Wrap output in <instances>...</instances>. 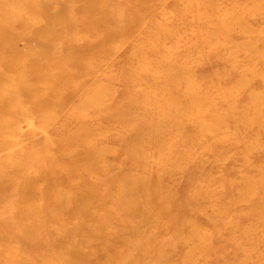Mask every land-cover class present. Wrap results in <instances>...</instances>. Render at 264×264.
<instances>
[{
    "label": "rangeland",
    "instance_id": "rangeland-1",
    "mask_svg": "<svg viewBox=\"0 0 264 264\" xmlns=\"http://www.w3.org/2000/svg\"><path fill=\"white\" fill-rule=\"evenodd\" d=\"M122 1L106 4L118 21L121 10L129 9ZM67 2L54 0L48 6L52 22L62 19L57 10L72 5ZM151 4V10L139 9L126 29L122 25L121 37L116 33V38L112 37L103 48L106 55L103 64L98 63L100 59L96 56L89 57L86 66L68 69L74 76L89 70L92 77L89 84L68 78L57 86L50 85L52 91L56 89V100L82 86V92L93 87L99 102L94 103L95 98L91 102L94 106L76 112L77 118L69 120L70 124L53 137V142L45 136L47 144L52 147L63 143L66 136L77 134L87 123L92 131L83 135L84 140L104 160L103 169L108 166L132 171L165 189L166 195H173L175 205L166 214V225L160 235L164 242L162 252L168 257L166 263L156 264H175L167 260L172 252L177 264H264V0H151ZM15 47L24 53L45 52L40 39L29 43L18 39ZM91 61L100 68L92 70ZM184 69H189L186 74ZM15 81L13 78L7 85ZM86 98L85 92L71 98L61 114L46 112L51 116L47 120L63 121ZM154 103L157 104L153 106ZM23 117L17 122L21 131L30 122L27 116ZM42 144L41 140L32 150ZM75 148L86 151L80 145ZM5 169L0 166V170ZM6 204L0 202V208H6ZM0 225L4 227L0 231V264L10 257L9 251L13 253L10 258L18 264H40L33 260L35 255H41L42 248L23 251L30 244L28 239L19 237L18 226L2 222ZM63 246L62 241L56 250ZM52 252L46 256L51 259L46 264L55 262L53 256L58 252Z\"/></svg>",
    "mask_w": 264,
    "mask_h": 264
},
{
    "label": "bare ground",
    "instance_id": "bare-ground-1",
    "mask_svg": "<svg viewBox=\"0 0 264 264\" xmlns=\"http://www.w3.org/2000/svg\"><path fill=\"white\" fill-rule=\"evenodd\" d=\"M110 1L112 0H68L66 4L72 3L71 6L56 9L57 16H61L62 19L52 22L53 18L48 15L47 9L54 0H0V166L3 165L7 169L0 170V202L8 205L6 208H0V222L8 226L9 224L18 226L19 237L28 239L30 244L29 248H22L23 251L42 248L41 255H35L36 258L33 260L40 264L51 261L46 259L49 251L58 252L54 254L55 262H50L51 264H156L165 262V258L168 257L167 253L162 252L161 245L164 242L160 235L166 225V214L171 206L175 205L171 193L166 195L165 189L132 171L114 170L108 166L103 169L104 160L99 159L95 148L84 140L83 135L92 131L89 129L92 126L87 123L79 128L77 134L66 136L65 141L57 146L55 144L52 147L48 146L45 139V136L50 137L53 142V137L62 133L70 124L68 121L77 118L79 113L77 115L76 112H82L88 105L94 106L91 102L95 98L94 103L96 100L99 102L95 89L87 88L84 91L87 98L80 101L73 113L65 116L67 118L59 123L49 122L47 119L51 116L46 115V112L51 111L52 115L61 114L71 98L84 94L81 86L73 88L68 94L65 93L63 98L56 100V96L54 97L56 89L52 91L50 85L57 86L68 78L76 83L84 81L85 85L89 84L92 79L89 70L74 76L68 69L81 68L89 57L97 56L100 59L98 63L103 64L106 57L103 48L110 44L116 33L120 36L122 25L126 29V24L129 20L135 19L139 9L151 10L153 7L151 0H123L122 3L127 4L129 9L121 10L119 13L121 20L118 21L106 7ZM75 19L78 23H74ZM213 19L215 21V18ZM15 35L18 36L16 39ZM97 35H101V38L95 39ZM223 37L226 36L223 34ZM18 39L23 43L40 39L45 52L42 54L20 52L15 47ZM89 66L92 70H95V67L100 68L97 62L92 61ZM185 70L188 72L189 69ZM13 78L16 81L7 85ZM156 80L157 78L155 82ZM48 85L49 87H46ZM161 86L159 88H162ZM150 87L152 88L151 85ZM155 104L157 103L153 106ZM132 108L129 109L136 111ZM113 113L115 116V111ZM23 116H27L30 121L25 131H21L17 123L24 118ZM151 119L150 116L149 120ZM118 120L123 121L121 118ZM216 125H219L218 122ZM141 126L138 130H141ZM173 132L175 133L174 130ZM130 133H133V130ZM129 137L127 135L128 139ZM41 140L43 141L41 148L32 150V147L38 145ZM77 145L86 151L77 150L75 148ZM97 176L101 177L99 181L94 178ZM58 186L64 190L60 191ZM168 222L171 223L172 220L169 219ZM3 229L4 227L0 225L1 232ZM58 241L65 243L60 250H56ZM8 254L10 257L13 256L10 251ZM169 256L167 260L178 263L175 252ZM10 257L4 260L3 264H18Z\"/></svg>",
    "mask_w": 264,
    "mask_h": 264
}]
</instances>
